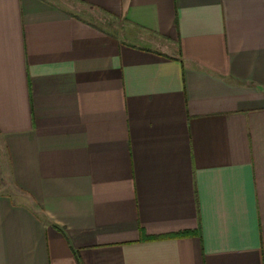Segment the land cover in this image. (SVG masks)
<instances>
[{"label":"crops","instance_id":"1","mask_svg":"<svg viewBox=\"0 0 264 264\" xmlns=\"http://www.w3.org/2000/svg\"><path fill=\"white\" fill-rule=\"evenodd\" d=\"M0 264H264V0H0Z\"/></svg>","mask_w":264,"mask_h":264}]
</instances>
